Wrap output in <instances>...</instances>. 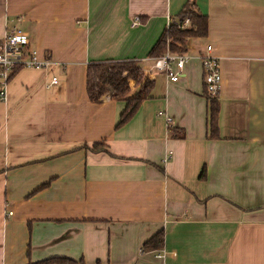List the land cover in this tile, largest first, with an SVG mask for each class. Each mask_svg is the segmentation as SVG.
<instances>
[{
	"label": "crops",
	"instance_id": "1",
	"mask_svg": "<svg viewBox=\"0 0 264 264\" xmlns=\"http://www.w3.org/2000/svg\"><path fill=\"white\" fill-rule=\"evenodd\" d=\"M186 1L0 0V39L15 25L48 61L15 69L0 101V264H264V0H193L205 36L185 39L176 82L148 76L152 98L121 126L122 101L85 96L90 62L150 67ZM206 45L220 75L213 138ZM159 230L161 247L140 250Z\"/></svg>",
	"mask_w": 264,
	"mask_h": 264
},
{
	"label": "trees",
	"instance_id": "2",
	"mask_svg": "<svg viewBox=\"0 0 264 264\" xmlns=\"http://www.w3.org/2000/svg\"><path fill=\"white\" fill-rule=\"evenodd\" d=\"M185 18L188 19L187 25H183ZM205 34L206 16L196 9L193 0H187L176 17H173L163 28L146 56L155 58L161 56L165 51L181 52L186 38L203 37ZM84 85L85 96L89 102L98 103L105 94L116 101L123 102V109L119 113L115 127L124 124L143 100L152 98V81L143 75L135 60L90 62L85 66ZM203 95L207 101V137L213 138L216 136V96L207 95L204 88ZM168 131L172 136L177 135L171 126ZM103 145L102 142H94L88 148L91 151L104 150ZM200 176H203V171ZM162 242L163 234L159 230L142 242L140 250H157L161 247ZM66 261L69 262L64 258L50 257L28 264Z\"/></svg>",
	"mask_w": 264,
	"mask_h": 264
},
{
	"label": "built area",
	"instance_id": "3",
	"mask_svg": "<svg viewBox=\"0 0 264 264\" xmlns=\"http://www.w3.org/2000/svg\"><path fill=\"white\" fill-rule=\"evenodd\" d=\"M137 23L138 18L134 17L131 24L136 25ZM187 23L188 19L185 18L183 25ZM28 43L27 34L15 25L7 27L0 39V101L4 98L6 81L15 69L20 67L42 68L48 64L46 59H36L35 51L28 46ZM210 51V46L206 45L198 55V60L205 93L209 96H216L220 75L217 59L211 55ZM189 58V55L183 51H165L161 56L152 58L150 67L144 69L142 73L146 77L154 72L163 73L169 82H176L182 76L183 66ZM50 83H56V79L52 77ZM166 122L169 123L168 118Z\"/></svg>",
	"mask_w": 264,
	"mask_h": 264
},
{
	"label": "rangeland",
	"instance_id": "4",
	"mask_svg": "<svg viewBox=\"0 0 264 264\" xmlns=\"http://www.w3.org/2000/svg\"><path fill=\"white\" fill-rule=\"evenodd\" d=\"M141 71V70H140ZM142 72V71H141Z\"/></svg>",
	"mask_w": 264,
	"mask_h": 264
}]
</instances>
